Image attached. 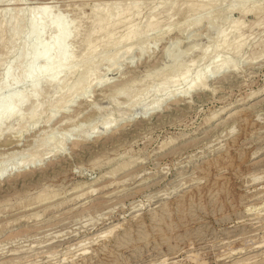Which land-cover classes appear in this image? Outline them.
I'll return each mask as SVG.
<instances>
[{"label": "rangeland", "instance_id": "1", "mask_svg": "<svg viewBox=\"0 0 264 264\" xmlns=\"http://www.w3.org/2000/svg\"><path fill=\"white\" fill-rule=\"evenodd\" d=\"M40 6L73 32V64L0 110V264H264V0H0V100L56 38L28 31ZM224 57L206 89L166 96L180 67Z\"/></svg>", "mask_w": 264, "mask_h": 264}, {"label": "bare ground", "instance_id": "2", "mask_svg": "<svg viewBox=\"0 0 264 264\" xmlns=\"http://www.w3.org/2000/svg\"><path fill=\"white\" fill-rule=\"evenodd\" d=\"M12 1V0H11ZM31 4V3H30ZM42 4V3H41ZM46 4V3H45ZM43 6V5H42ZM95 6V5H94ZM97 6V5H96ZM34 7V6H33ZM41 7V6H40ZM252 7V6H251ZM241 9V8H240ZM243 9H245V8H243ZM242 9V12H244V10ZM248 9L250 10V11H253L254 10V6H253V9H251V8H249V6H248ZM248 9H247V12H249L248 11ZM256 9V8H255ZM246 10V9H245ZM5 10L4 9H0V14L2 15V12H4ZM8 11V10H7ZM32 11V10H31ZM30 11V12H31ZM35 11L37 12L36 14H35ZM50 9L48 8V7H41V8H39L38 7V9H36V7H35V10H34V14H32L33 15V17H30L29 19H28V22H27V28H29L28 29V31H30V29H31V27H34V26H36V27H34V28H36V29H33L32 28V31L34 32V30H36V32H35V35L37 36V37H39V35H42V33L44 32L43 31V29L45 30V32L47 31V29L49 28V27H46V26H52V28H53V30L54 29H56L55 31H57V33H58V37L56 36L57 35V33H56V35L54 36V37H56V38H54V39H52L53 41H46L45 43L43 42V43H39V41H36L38 44L36 45V46H34V47H30V48H28L29 49V53L31 52V54H32V56L30 55V54H28V52L26 53L27 54V56L29 55V57L31 56V58H30V61L29 62H26L25 60H27V59H25L24 60V56H21V57H23V60L21 61V57H18L20 60L19 61H21V62H23V61H25L27 64L26 65H23L24 67H22L20 70H21V72L19 73V74H22L21 76L19 75V79H21V81L23 80V79H25V78H30V77H33V79H36L35 80V83L33 84V82L31 83V84H33V86L31 87V88H29L28 89V91H27V93L26 92H23V88H22V90L20 91L18 88L16 89V90H18V91H16V90H12L11 92H9L8 93V96L6 97V100L5 99H3L4 98V96H3V100H0V110H4V114L6 115V112H5V110L7 111L9 108L11 109L12 108V106H14V105H16V107H17V105H19V104H21L22 102H24V103H26V99H28L29 98V100H30V97H35V94H38V92H40L39 91V85L42 83V80H41V83H40V79L44 76V74L45 73H47L48 74V76L45 78L44 77V82H46L48 85L49 84H54V83H56V82H58L59 81V79H60V76H59V74L61 73V69L62 68H64V67H69V65H72L73 63H72V61L73 60H70V58H72L71 57V54L69 53L70 51L67 49L68 48V46L66 45V40H68L69 38H70V36H71V34L73 33H71V32H68V30H65L66 29V22H65V20H64V17H63V19L60 17V18H58V16L56 17V18H58V19H55V20H52V21H50V19H52L53 17L52 16H50ZM241 11V10H240ZM6 12V11H5ZM33 12V11H32ZM126 13V12H125ZM20 14V13H19ZM18 14V15H19ZM127 14V13H126ZM31 15V14H30ZM57 15V14H56ZM129 15V14H128ZM11 16V15H10ZM110 16V15H109ZM108 16V17H109ZM117 16V15H116ZM29 17V16H28ZM50 17H52V18H50ZM243 17V16H242ZM13 18V17H12ZM120 18V17H119ZM5 21V20H4ZM13 21V20H12ZM49 21L51 22V23H53V24H49ZM109 21V22H108ZM111 21H112V24H113V21H114V18L112 17V16H110L109 18H108V20H107V23H105L106 25H111ZM199 21V22H198ZM197 22H196V24H195V26H199L200 25V21H202L201 19L200 20H198ZM7 22H8V20H7ZM237 22V21H236ZM13 24V23H12ZM49 24V25H48ZM104 24V25H105ZM152 24V23H151ZM157 24V23H156ZM192 24V23H191ZM242 24V23H241ZM2 25V24H1ZM194 25V24H193ZM242 26V25H241ZM240 26V27H241ZM109 27V26H108ZM186 27V26H185ZM67 28H68V25H67ZM103 29H105L106 27H102ZM229 28V27H228ZM51 29V28H50ZM49 29V30H50ZM107 29V28H106ZM239 29H241V28H239L238 27V30H235L236 32L237 31H239ZM243 29V28H242ZM244 29H245V25H244ZM172 30V29H171ZM31 31V32H32ZM43 31V32H42ZM52 31V30H51ZM55 31H54V33L51 35V38H53L52 36L55 34ZM64 31H66V34L64 33ZM31 32H29V34H27V35H30V33ZM32 32V36H33V33ZM136 30H130L127 34H125V35H123V37H122V39L120 40V42L121 41H126V42H128V40L130 39V37H132V36H134L135 34H136ZM222 34L224 33V32H222V31H220ZM219 32V33H220ZM41 33V34H40ZM51 33V32H50ZM218 33V34H219ZM25 34V33H24ZM225 34V33H224ZM224 34H223V36H224ZM19 35V34H18ZM30 35V36H31ZM220 36H222L221 34H219ZM234 35V34H233ZM240 34H238V39H240V36H239ZM19 36H21V35H19ZM19 36H17V37H15L14 38V40L12 39V41H13V43H15V41L16 40H18V37ZM219 36V41H220V38H222L221 40H224V38H223V36L222 37H220ZM29 37V36H28ZM225 37V36H224ZM20 38V37H19ZM33 38H35V37H33ZM233 38V37H232ZM27 39V38H26ZM226 39V38H225ZM234 39V38H233ZM236 40H237V35H236V38H235ZM234 39V40H235ZM35 40V39H34ZM36 40H39V39H36ZM40 40H42V39H40ZM227 40V39H226ZM240 40H242V39H240ZM11 42V41H10ZM220 42H222V41H220ZM225 42V40L223 41V43ZM17 43V42H16ZM68 43V42H67ZM240 43V42H239ZM11 44H12V42H11ZM124 44V43H123ZM122 44V45H123ZM127 44V43H126ZM219 44V43H218ZM22 45V44H21ZM32 45V44H31ZM34 45V44H33ZM143 45V44H142ZM149 46V45H148ZM219 46V45H218ZM220 46H221V44H220ZM219 46V47H220ZM24 47V46H23ZM127 47V46H126ZM137 47V46H136ZM135 47V48H136ZM145 47V46H144ZM238 47H240V45L238 46ZM123 48V47H122ZM132 48H134V47H132V46H129V47H127L125 50H127V52L130 50V49H132ZM141 48V47H140ZM139 48V49H140ZM216 48H217V46H216ZM236 48H237V45H236ZM141 50H142V48H141ZM149 51H150V48H149ZM206 51H207V49H206ZM209 51V50H208ZM23 52H24V54H25V50H23ZM211 52V51H210ZM210 52H207V54L209 53V55L208 56H210ZM22 54V53H21ZM23 55V54H22ZM179 55V54H178ZM18 56H20V54L18 55ZM176 56V55H175ZM201 56V55H200ZM221 56V55H220ZM177 57H179V56H177ZM210 57H212V56H210ZM229 57V56H228ZM15 58V57H14ZM17 58V55H16V58L15 59H18ZM56 58H57V60H56ZM207 58H209V57H207ZM219 58V57H218ZM14 59V60H15ZM175 59V58H174ZM179 59V58H178ZM198 59V58H197ZM230 60H231V58H229ZM29 60V59H28ZM16 61V60H15ZM41 62L40 63V65H38V67H36V68H34V64H36L35 62ZM196 61V60H195ZM216 61V62H215ZM213 63H214V66H213V64L211 63L210 65L212 66V68H210L209 69V67H211V66H209L208 67V69H200V70H197V71H195L194 73H193V75L191 76L190 75V73H189V71L190 70H181V69H183V68H181L178 64H176L175 62H177L176 61V59H175V64H176V66H179L180 68V70H177V71H181V72H179V74H177V75H175L176 77V79H172V81H173V84L172 85H174L175 84V86H178V83H181V82H183V81H186V83H187V87L186 88H184L183 90H179L178 88H175V89H173V90H168V91H170V92H167L165 89V91L167 92V95L166 96H169L168 94L169 93H171L172 94V98L173 97H178L179 95H181V94H186V93H188V91L190 90V89H192L191 91H193V89L194 90H203V89H206V87H207V80H209V79H211V78H214V77H216V76H214L218 71H220V70H222V69H226V68H228L229 70L231 69L230 67H234V65H231L230 63H232L231 61H229L226 57H224V58H222L221 60L220 59H218V61L217 60H215ZM230 63H229V62ZM17 62V61H16ZM83 62V61H82ZM219 62V63H218ZM13 63V62H12ZM78 63V62H77ZM173 63V64H174ZM193 63V62H192ZM23 64V63H22ZM38 64V63H37ZM175 64L174 65H172V67H174L175 66ZM230 64V65H229ZM95 65V64H94ZM93 65V66H94ZM77 66V65H76ZM190 66H192V65H190ZM199 66V65H198ZM21 67V66H20ZM186 67H188V66H186ZM11 68V67H10ZM75 68H77V67H75ZM7 69H8V67L6 68V72H4L5 73V76H6V74L8 73L7 72ZM93 69V68H92ZM91 69V70H92ZM177 69H178V67H177ZM186 69V68H185ZM9 70H11V69H8V71ZM228 70V71H229ZM231 70H233V68L231 69ZM12 71V70H11ZM76 71V70H75ZM118 71V70H117ZM173 71V70H172ZM193 71H194V68H193ZM13 72V71H12ZM91 72V71H90ZM93 72V71H92ZM191 72V71H190ZM14 73V72H13ZM13 73H11L10 72V74H13ZM94 73H95V71H94ZM94 73H90V75L91 74H94ZM116 73V72H115ZM10 74L7 76L8 78H10V77H13L12 75L10 76ZM46 74V75H47ZM4 75V74H3ZM15 75V74H14ZM25 75H29V76H25ZM32 75V76H31ZM34 75V76H33ZM45 75V76H46ZM69 75V74H68ZM90 75H88V76H90ZM116 75V74H115ZM3 77V78H6L5 80H8L7 79V77ZM17 77H16V80H18L17 79ZM68 77V76H67ZM84 77V76H83ZM91 77V76H90ZM112 77V76H111ZM2 78V79H3ZM63 78V77H62ZM66 78V77H65ZM85 78H87V77H85ZM89 78V77H88ZM88 78L87 79H85V80H88ZM190 78V79H189ZM32 79V80H33ZM43 79V78H42ZM70 79V78H69ZM83 79V78H82ZM171 79V78H170ZM189 79V80H188ZM4 80V81H5ZM16 80H15V82H14V84L16 83ZM30 80V79H29ZM27 81V80H26ZM31 81V80H30ZM34 81V80H33ZM83 82H84V79L82 80ZM188 81V82H187ZM1 82H2V80H1ZM5 82H7V81H5ZM3 83L4 84V86H6V83ZM20 82V81H19ZM18 82V83H19ZM88 82V81H87ZM161 82V81H160ZM22 83H25L24 82V80L22 81ZM21 82H20V86H21V84H22ZM59 83V82H58ZM61 83V82H60ZM59 83V84H60ZM89 83V82H88ZM106 83V82H105ZM166 83V82H165ZM168 83V82H167ZM2 84V83H1ZM17 84V83H16ZM80 85L77 87V90L79 89V88H81V87H83V85H81L82 83H79ZM85 84V83H84ZM90 84V83H89ZM92 84V83H91ZM29 85V84H28ZM180 85V84H179ZM1 86V85H0ZM3 85H2V87H4ZM14 86V85H13ZM12 86V88H15V87H13ZM63 86L65 87V85H64V83H63ZM1 87V88H2ZM29 87V86H28ZM61 87V86H60ZM5 88V87H4ZM11 88V89H12ZM59 88V87H58ZM63 88V87H62ZM9 89V88H8ZM154 89H155V87H154ZM2 90V89H1ZM10 90V89H9ZM60 90V89H59ZM121 90V89H120ZM156 90V89H155ZM154 90V91H155ZM3 91V90H2ZM8 91V90H7ZM123 91V90H122ZM153 91V90H152ZM151 91V92H152ZM5 93V92H4ZM155 93V92H154ZM156 93H158V92H156ZM260 95H263L264 94V90L263 91H261L260 93H259ZM149 95V94H148ZM37 96V95H36ZM33 97V98H34ZM170 97V96H169ZM169 97L167 98V99H165L163 102H165L166 100H169ZM163 98H165V96L163 97ZM171 98V97H170ZM171 98V99H172ZM32 99V98H31ZM26 100V101H25ZM160 100H162V99H160ZM155 101V100H154ZM158 101V100H157ZM153 102V101H152ZM151 102V104H153ZM163 102H161V103H163ZM24 103L23 104H21V105H24ZM137 103V102H136ZM156 103V102H155ZM154 103V104H155ZM158 103H159V101H158ZM150 105V104H149ZM20 106V105H19ZM135 106V105H134ZM15 107V108H16ZM21 107V106H20ZM148 108V107H147ZM16 109H18V108H16ZM36 109V108H35ZM154 109V108H153ZM152 109V110H153ZM239 109H240V107H239ZM2 110V111H3ZM13 110V109H12ZM148 110V109H147ZM151 110V111H152ZM11 111V110H10ZM10 111H8L9 113H10ZM16 111L17 110H13V112L14 113H16ZM19 111H20V109H19ZM18 111V112H19ZM34 110H32V112H33ZM12 112V111H11ZM35 112V111H34ZM138 112V111H137ZM225 112V111H224ZM230 112V111H229ZM233 112V111H232ZM13 113V114H14ZM142 113V112H141ZM146 113V112H145ZM222 113V112H221ZM220 113V114H221ZM0 114L2 115V113L0 112ZM3 114V115H4ZM19 114V113H18ZM31 113H29V115H30ZM219 114V115H220ZM223 114V113H222ZM235 114V113H234ZM27 115V114H26ZM35 116H36V114H34ZM34 115H33V117H34ZM39 115V114H38ZM11 116H12V114H11ZM11 116H7L6 115V118H4V119H7V118H9L10 119V117ZM15 116V115H14ZM17 116H20V115H17ZM23 116H24V114H23ZM31 116H32V114H31ZM213 116V115H212ZM209 117L210 119L208 120V121H204L205 122V126H209L210 124H212V122H214V121H216L218 118H220L221 116H216V115H214V116H216V117ZM0 117H4V116H0ZM13 117V116H12ZM11 117V118H12ZM16 117V116H15ZM29 117V116H28ZM33 117H30V118H33ZM37 117V116H36ZM229 117V116H228ZM14 118V117H13ZM21 118V117H20ZM23 119V118H22ZM37 119V118H36ZM39 119V118H38ZM224 119V118H223ZM1 120H3V119H1ZM8 120V119H7ZM126 119H122V120H119V119H115V120H113V121H111L112 123H110V126H108V127H106V129H105V131H110V130H112V129H114L116 126H118L122 121H125ZM220 120V119H219ZM20 121V120H19ZM36 121V120H35ZM118 121H121L120 123H118ZM217 122H218V120H217ZM1 123V122H0ZM2 124V123H1ZM12 128V127H11ZM2 130V129H1ZM3 131V130H2ZM113 131V130H112ZM103 133H105V132H103ZM1 134V133H0ZM62 153V152H61ZM48 156V155H47ZM42 157H44V155L42 156ZM229 157V156H228ZM231 157V156H230ZM229 157V158H230ZM228 158V159H229ZM41 159V155L40 156H38V155H35L30 161L31 162H28L27 164H29L30 166L29 167H33L34 165H37V166H35V167H33L32 169H34V168H36V167H38L39 165V163H40V160ZM224 159V158H223ZM227 159V160H228ZM225 160V159H224ZM226 161V160H225ZM224 161V162H225ZM229 161V160H228ZM25 162V161H24ZM230 163H231V160L229 161ZM227 163V162H226ZM24 165V164H23ZM228 165H229V163H228ZM231 165V164H230ZM27 167V166H26ZM23 168H25V166H23V167H21L20 169H23ZM38 199H40V198H38ZM44 199V198H43ZM42 199V200H43ZM98 199V198H97ZM85 203V202H84Z\"/></svg>", "mask_w": 264, "mask_h": 264}]
</instances>
